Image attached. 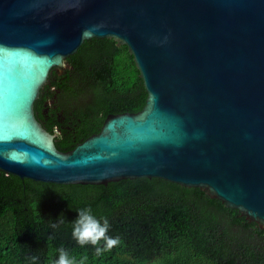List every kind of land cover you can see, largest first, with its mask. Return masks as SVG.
Returning a JSON list of instances; mask_svg holds the SVG:
<instances>
[{
    "label": "water",
    "instance_id": "1",
    "mask_svg": "<svg viewBox=\"0 0 264 264\" xmlns=\"http://www.w3.org/2000/svg\"><path fill=\"white\" fill-rule=\"evenodd\" d=\"M92 38L127 46L147 98L61 152L34 103ZM0 172L162 179L264 229V0H0Z\"/></svg>",
    "mask_w": 264,
    "mask_h": 264
},
{
    "label": "trees",
    "instance_id": "2",
    "mask_svg": "<svg viewBox=\"0 0 264 264\" xmlns=\"http://www.w3.org/2000/svg\"><path fill=\"white\" fill-rule=\"evenodd\" d=\"M67 64L34 103L61 152L99 133L108 115L141 111L147 98L133 56L112 39L85 40ZM88 207L122 242L99 257L72 237ZM61 247L77 264H264V229L199 188L162 179L61 185L0 172V264H54Z\"/></svg>",
    "mask_w": 264,
    "mask_h": 264
},
{
    "label": "clouds",
    "instance_id": "3",
    "mask_svg": "<svg viewBox=\"0 0 264 264\" xmlns=\"http://www.w3.org/2000/svg\"><path fill=\"white\" fill-rule=\"evenodd\" d=\"M72 224V237L76 243L80 247H93L97 257L105 252H110L122 243L118 236L112 237L108 235L110 225L107 218L98 219L90 207L78 210V217ZM56 226L53 224V227ZM35 259L36 257H33V261ZM54 264H77V261L67 249L61 247L58 249V259L54 261Z\"/></svg>",
    "mask_w": 264,
    "mask_h": 264
},
{
    "label": "flooded vegetation",
    "instance_id": "4",
    "mask_svg": "<svg viewBox=\"0 0 264 264\" xmlns=\"http://www.w3.org/2000/svg\"><path fill=\"white\" fill-rule=\"evenodd\" d=\"M56 135V134H55Z\"/></svg>",
    "mask_w": 264,
    "mask_h": 264
}]
</instances>
